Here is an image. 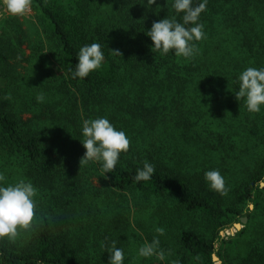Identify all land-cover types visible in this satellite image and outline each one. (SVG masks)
Instances as JSON below:
<instances>
[{"label":"trees","instance_id":"1","mask_svg":"<svg viewBox=\"0 0 264 264\" xmlns=\"http://www.w3.org/2000/svg\"><path fill=\"white\" fill-rule=\"evenodd\" d=\"M141 2L32 0L31 8L44 24L57 69L32 61L38 51L48 61L49 47L43 49L42 41H22L32 49L25 55L20 39L12 41L11 30L5 33L6 43L0 39V94L21 89L20 85L13 87L12 81L22 76L17 63L10 62L18 51L21 60L30 65V75L37 77L30 97L0 95V171L8 183L20 178L33 183L38 189L40 218L33 231L16 244L0 240L2 264H107L109 253L101 248L102 242H118L123 235L151 241L157 233L145 231L143 237L129 233V226L121 222L122 214L111 216L110 228L117 232H106L109 227L102 231L107 212H116L127 193H139L144 198L140 205L156 209L159 219L155 225L170 228L172 243H162L159 237L161 248L170 253L163 262L125 259V264H211L214 253L222 256L223 264H264V219L260 217L262 224L254 219L264 213V187L258 180L264 171V156L259 166L245 168L247 172L233 185H226L228 193L221 196L208 188L204 180L207 169L189 168V156L183 152L184 143L194 141L200 150L217 152L222 164H229V151L243 140L264 151V107L259 113H250L242 99H224L220 121L225 124L219 131H208L205 136L192 132L201 101L214 102L218 84L222 87L221 83L231 82L237 91L242 70L264 67V0H208L200 17L206 39L197 42L199 52L189 60L171 51L164 57L153 53L145 34L154 21L175 15L171 0H156L158 6L151 9ZM234 40L235 54L229 47ZM93 42L102 46V66L83 80L72 78L70 70L75 68L79 48ZM196 75L202 84L195 98L191 97L194 104L180 105L190 95ZM40 92L45 94L44 103L35 99ZM171 103L183 107L176 116L169 114ZM233 103L245 108L239 109L243 126L237 132L225 118L227 109L231 115L239 108ZM102 116L130 138L128 152L121 153L113 172L104 175L98 163L79 167L85 152L82 121ZM170 121L176 130H170ZM145 160L155 166V172L150 180L135 182L136 170ZM85 185L99 203L106 204L104 209L95 205ZM237 201L251 204L254 212L247 207L241 213ZM243 216L247 222L232 237L220 235L230 219L240 222ZM194 218L202 229L193 226Z\"/></svg>","mask_w":264,"mask_h":264},{"label":"clouds","instance_id":"2","mask_svg":"<svg viewBox=\"0 0 264 264\" xmlns=\"http://www.w3.org/2000/svg\"><path fill=\"white\" fill-rule=\"evenodd\" d=\"M208 0H171V8L175 15H166L154 21L145 34L150 38L151 51L160 57L170 51L185 60L193 58L199 52L197 42L206 39L201 13L206 11ZM32 0H0V7L11 16H24L31 9ZM145 9H151L156 0H142ZM158 4H156V7ZM160 6V5H159ZM153 10V9H152ZM177 16L180 19H177ZM113 55L120 56L112 50ZM77 63L71 71L72 78L83 80L91 72L99 69L104 62V52L100 43L93 42L79 48ZM238 100L242 99L244 107L250 113H259L264 107V67H247L238 75V90L235 91ZM10 99V96L8 97ZM38 103L45 102V94L40 92L35 97ZM81 143L85 152L79 160V167L90 163H98L102 175L113 172L119 162L121 153H127L130 138L116 128L107 117L84 119L81 125ZM155 172V166L145 160L138 167L134 176L135 182L148 181ZM204 180L210 190L227 195L228 188L219 169L204 172ZM38 189L30 180L20 178L8 183L4 172L0 171V240L16 244L24 234L31 233L39 221L36 197ZM252 207L251 205L249 206ZM151 241H145L137 248L138 258L155 257L165 261L170 254L160 246L159 236H163V227H156ZM101 248L109 253L107 264H125V252L117 247V241L101 243ZM2 264V262H0ZM172 264H179L173 261Z\"/></svg>","mask_w":264,"mask_h":264},{"label":"rangeland","instance_id":"3","mask_svg":"<svg viewBox=\"0 0 264 264\" xmlns=\"http://www.w3.org/2000/svg\"><path fill=\"white\" fill-rule=\"evenodd\" d=\"M218 23L219 21L216 22V24ZM7 30L8 31L11 30L10 31L11 35H13L11 39L13 42L16 43L18 42L16 41V37L20 39L21 41L20 49L22 50V52L25 53V55L31 54L32 49H30V46H27L26 43L22 44V41L31 40L30 44H34L32 43L33 41H35L36 43L42 41V44L44 46L43 49H45V47L46 48L49 47L48 50L49 53L46 56L48 58V61H44V58L42 57L43 55L42 51L36 52L32 61L36 60L38 64L47 65L49 70H51V68L57 69L56 63L53 60L54 59V54H52L53 50H50L49 42L44 34V24L43 22L37 19L36 13L32 8L24 16H11L10 14L7 13L5 9L1 7L0 8V39H3L5 43H6L5 33ZM218 30L219 31L217 33L220 34V24L218 25ZM236 44L237 42L234 40L233 43L230 44L231 46H229L232 47L230 49L233 54L237 52V49L234 47ZM44 54H46L45 50H44ZM10 62L12 64L17 63L16 70L19 71V74L22 76L20 80L12 81L13 87H17L20 85L21 89H19V91L9 89L8 93L4 92V95L3 94L0 95L8 96V97L10 96V99H12V97L21 93L24 96L29 95L28 97H30L31 93H33L31 86L32 88L34 87V83L37 77L34 79L30 75V71H29L30 65H28L24 60H21L19 51L13 57H10ZM199 79L200 77L196 75V79L193 80V83L191 84L190 89L188 91L190 95L182 98L180 105L182 102L189 103L190 104L189 106H192L194 104V101H191V97L195 98V94L199 90L200 85L202 84V82L199 81ZM230 83L231 82L221 83L222 87L218 84L220 91H219V95L216 96V98H213L214 102H211L210 98L208 102L211 103L206 104L205 101H201V105H200L201 109L198 114H195V116L197 117L192 132H199V133L204 132L202 135L205 136L207 135L206 133H208V131L211 132L214 130L217 131L218 129H220L222 124H225V122L222 123V121H220L223 110L222 103L225 98L233 102L237 100L235 96V91L233 90L232 84ZM149 92L153 93V89L150 88ZM180 105L177 107L176 105L173 106L172 103L169 105L168 110L170 116L177 115ZM233 107H235V109L238 107L239 108L236 110L235 113L231 115H229L230 109H227L225 118H227V120H230L233 123L234 126L233 131L237 132L243 126V121L241 124L242 118L239 109L241 108L243 111H245V108L242 105L236 103H233ZM180 109H183V107H180ZM168 126L170 127V130H176L178 128L172 121L168 123ZM235 128H239V129H235ZM244 142L245 140H243L242 142H238L236 146L237 148H235L233 151H229V158H227L229 164H222L223 160L221 159V155H219V153L217 152H212L211 150L208 151L200 150L199 148L200 145L195 143L194 141L193 142L187 141L186 143H184L183 152H187L189 156L188 157V161L190 163L189 168H191L192 170L195 167H202L203 169H207V170L219 169L220 173L223 175L225 179V184L229 186V185H233V183L236 182L238 178L244 174V172H247L245 168L250 167L253 169V166L255 165L259 166L258 164H260V161L264 156L263 148H260L259 146L256 147L255 144L253 142H250L249 140L246 143ZM260 175L261 176L258 178V180L260 181L261 185L263 184L262 187H264V171H261ZM85 187L87 193H89L92 199L94 200L95 205H98L99 208L104 209V207H106V204L101 201L99 203V200H97L99 198L93 195V192L88 188V186L85 185ZM115 197L118 199L120 198L119 194H117ZM261 198H262L261 202L264 203V190L261 193ZM121 201L122 203H120V208H118L116 212H109V213L107 212L108 218H106L105 216L103 220V223L105 225L102 227L103 228L102 231H104V228L109 227L110 230L108 231L105 230L106 232H117L114 227L110 228V223L112 218L111 216L122 214L123 220L121 222H123V226L125 225L129 226V230H128L129 233L138 234L142 237L145 235V231L146 232L152 231L156 233L155 228L157 226L155 225V221L158 222L159 214H157L156 209L154 208H153L154 210L150 208L148 209L140 205L141 202L144 201V198L141 197L139 193H127L125 198L121 197ZM250 205L251 204L249 203L245 204L242 203L241 201H237L236 206H238V209L241 211V213H244L247 207L251 210L250 212L253 213L254 212L252 210L253 206L252 208H250L249 207ZM262 216L264 219V213L255 216L254 219L255 221H257L258 224H262L263 220H261L260 218ZM193 222H194L193 226L194 225L197 226L198 229L203 228L202 224H198V220H196V218H194ZM235 223H240L241 226L243 227V224L241 222L236 221L235 218H232L226 224V228L220 231V235L222 237H225V239L232 237L233 234H235L238 231L236 228H234ZM160 227H163L165 230L164 235L159 236L161 238L162 243L165 242V244L170 245L172 243V241H170L172 236V234L170 233L171 232L170 228H167L165 226H160ZM118 232L121 234V231L118 230ZM119 240L120 241L117 242V247H121L124 249L125 259L127 261H131L132 263H135L140 259L143 262L155 258V257H151L145 259V258L137 257L136 255L137 248L141 244H143L144 241L140 242L136 239H126L124 235ZM166 249L167 248L164 247V250ZM214 255L216 256V259L212 258L211 264H223L222 256H219L216 253H214ZM155 264L158 263L155 262Z\"/></svg>","mask_w":264,"mask_h":264},{"label":"water","instance_id":"4","mask_svg":"<svg viewBox=\"0 0 264 264\" xmlns=\"http://www.w3.org/2000/svg\"><path fill=\"white\" fill-rule=\"evenodd\" d=\"M1 8V7H0ZM263 185V184H262ZM252 206V205H251ZM252 208V207H251ZM240 222L244 225L247 222V218L246 217H241L240 218ZM234 228H236L237 230H240V228H242L240 223H235L234 224ZM213 259H216V256L213 254L212 255Z\"/></svg>","mask_w":264,"mask_h":264}]
</instances>
